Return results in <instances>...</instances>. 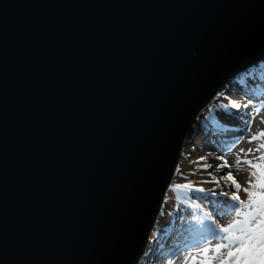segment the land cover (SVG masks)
Wrapping results in <instances>:
<instances>
[{
  "label": "water",
  "instance_id": "water-1",
  "mask_svg": "<svg viewBox=\"0 0 264 264\" xmlns=\"http://www.w3.org/2000/svg\"><path fill=\"white\" fill-rule=\"evenodd\" d=\"M264 62V0H0V264H139L199 113Z\"/></svg>",
  "mask_w": 264,
  "mask_h": 264
},
{
  "label": "bare ground",
  "instance_id": "bare-ground-1",
  "mask_svg": "<svg viewBox=\"0 0 264 264\" xmlns=\"http://www.w3.org/2000/svg\"><path fill=\"white\" fill-rule=\"evenodd\" d=\"M261 65L264 66V62ZM257 69H259V68L255 67V68H251L250 70H252V73H255L254 71H256ZM259 72H258V74H259ZM240 74H242V73H240ZM233 80L234 79H231L230 81H228L224 87L228 86V84L231 83V81H233ZM260 83L263 84L264 81H262ZM242 92H244L248 97H251L249 91H247L246 89L243 88ZM219 97H220V94L214 98L213 102L210 105H213V103H215ZM236 97L237 96L232 95L233 99H235ZM235 102L243 104V101H237L236 100ZM210 105L207 108H205L204 110H202L201 113H199L196 121L192 125L191 131L189 132L188 136L186 137V139L183 143V146L181 149V154L177 160V166L175 168L174 175L172 176V180H171V182H170V184H169V186H168V188L164 194L159 213H158V215L154 221V225L151 229V232L149 233L147 248L145 250L146 252H144L139 264H143L147 260V257L149 254H151V252H154L156 257H159V258L167 257V256L173 258V256L176 253H178L177 251L181 250V249H183V254H180V255L183 256L182 258L188 260L187 264H191V258L192 257H198L200 260H209V259L215 258L214 264H220V261L222 258H224V259L227 258L228 249L225 248L222 250V252L220 254H217L214 251L215 246L217 244V240L213 237V233L211 232V237H209L207 235V233H205L203 231L202 227H200V223L198 222L199 218L195 217L193 214L189 213L192 210L190 208H195V205H196V203L192 202L191 200H189L187 198V196H189L188 195L189 190L185 189V188H176L175 187V185L179 184V183H176L178 172L189 171L191 169L195 170V174L197 176L196 179H197L198 184L196 187H203L206 190H208V192H211L214 189L219 190L218 186L213 182L201 183V181H208L210 179V177H216V178L220 179L221 185L226 184L222 180L224 178V177H222V175L228 173L227 167L220 168V169L215 168V165L220 164V163L216 162L218 160L217 155H219L220 153L215 155L211 152L210 148H207L205 145H202V143H196V141H199L202 137L199 134H197V132L193 131L196 128V125L198 124V122H199L200 118L202 117V115L204 114V112L210 108ZM219 106H220V108L225 109V105H222L221 102L219 103ZM240 113H242V109H240L239 111L235 110V111H233V113L230 112L231 116H230V120H228V121L224 117H222L220 120V123H219L220 125H218L219 128L214 129V128L210 127L209 134L213 135V138L215 140L216 139L224 140V141L230 142V143L232 141H236V139L238 137H241L242 133L245 131V129H247V127L249 125V124L246 125L244 123V121H246V120H242L241 119L242 117L239 118ZM254 113H255L254 111H250L249 112L250 117H252L254 115ZM262 120L264 121V118ZM223 129H230L229 133L223 132L222 131ZM202 141H204V140H202ZM244 141H245V139H244ZM238 143L239 142H236V144H238ZM236 146L243 147L244 143H242V144L240 143L239 145H236ZM200 157H206V159L212 160V161L207 162L205 160H203V161L199 160L198 163H200V164L198 166H195V165L191 164L190 161H188V158H200ZM205 165H212L213 167L208 168L207 171H203L202 169ZM177 167H179V171H176ZM244 186H245L244 188H247L248 182L246 184H244ZM223 190L227 191L229 193V196H231V194L233 192L230 190L229 187H225ZM165 195L167 196V203L164 202ZM211 197H212L211 195H208L207 199H209ZM215 197L218 199L217 202H218L219 207L217 208V210L221 213V216H222L220 218L221 219L222 218L228 219L225 221H220V223H224V227H226L228 224L233 222L235 219L232 218L234 215L232 216V215H230L231 213L228 212L230 210L227 211L225 209L233 208L232 211L234 212V208L236 207V205L232 201H230L229 199H227L223 196H220V195L213 196V198H215ZM204 199L205 198H202L203 201H204ZM248 199L249 198H244L245 202H247ZM209 200H211V199H209ZM230 202H232V203H230ZM182 203L187 204L190 207V208H187L188 212L186 215H188V218H189V219L187 218V220H188L187 223H186L185 218H183L182 219L183 221L180 222V225H178L177 222H176V225L171 224L172 223V217H167V215L171 211L170 209L172 208V204L179 205V207H180L181 205H183ZM209 204H211V203H209ZM209 204H208V206H209ZM212 205L209 207L210 208H216L217 207V206L213 207ZM198 210L199 209H197V211ZM182 214H184V213H182ZM198 215H199V211H198ZM235 216H236V214H235ZM222 220H224V219H222ZM161 225H163V227L165 229L167 228V226L168 227L170 226V227L166 231L164 228L163 229L160 228ZM181 230H186L185 234L181 235V233H180ZM190 232L192 233V235H199L200 237L206 239V242H207L206 246H211L213 248V251L210 252L207 256H205L201 250L206 246L201 247V248H196V247L191 248L189 239L187 238ZM179 234H180V237H178V239H177L176 237ZM195 239L197 240V237ZM209 241L211 242L210 245H209ZM224 243H228V241H224ZM169 246H170V248H168ZM171 246H173V248ZM188 249H191V251H190V253L186 254L187 252H185L184 250L187 251ZM146 264H149V263H146Z\"/></svg>",
  "mask_w": 264,
  "mask_h": 264
},
{
  "label": "rangeland",
  "instance_id": "rangeland-1",
  "mask_svg": "<svg viewBox=\"0 0 264 264\" xmlns=\"http://www.w3.org/2000/svg\"><path fill=\"white\" fill-rule=\"evenodd\" d=\"M263 69V67L259 66V70ZM258 70V69H257ZM264 81V73L261 75V77H255L252 75V70L243 72L240 74L236 79L231 81V83L228 84V86L224 87L220 94V97L217 99L213 105L210 106L209 109H207L202 117L200 118L198 124L196 125V128L193 130L194 132H197L202 138L199 141H196V143H202V145H205L207 148L211 149V152L213 154H219L217 156H223L229 165H231V171L234 176V178L241 184L242 189L245 187L244 184H246L249 181L250 174L254 171L253 168L249 167L248 161H252V163H264V161H258V157L264 156V148H260V145H264V121L262 120L264 118V83H260ZM246 89L249 91L251 97H248L244 92H242V89ZM232 95L237 96L235 99L232 98ZM251 99V105H249L247 108L242 106V113H240L238 116L242 120H250V111H254V115L251 117L252 119L249 122V125L247 129L242 133L241 137H238L236 141L226 142L224 140H218L214 139L213 135L209 134L210 127L217 129L220 123V120L222 117H224L227 121L230 120V112L233 113L235 109L232 107L233 101H243V104H246L248 99ZM228 106L227 109L219 108V103ZM238 103V102H237ZM242 104V105H243ZM212 112L215 115V118H212V121L208 122L209 115H212ZM238 114V113H237ZM199 129V130H198ZM223 132H226L224 129ZM245 137V138H244ZM252 137H255V140H252ZM245 139V141H244ZM204 140V141H202ZM249 141H252L251 143ZM236 142H239L236 144ZM211 143V144H210ZM244 143L243 147L236 146L239 144ZM236 144V145H235ZM213 146V147H212ZM193 148V147H192ZM214 148V149H213ZM259 148V151H256V149ZM248 149H252V154L250 155L248 153ZM244 150V151H242ZM188 161H190L191 164L198 166L200 163H198L199 158H188ZM205 161L210 162L212 160L205 159ZM214 161V160H213ZM217 163H223L221 160H217ZM228 169V168H227ZM229 171V169H228ZM227 174H223L222 177H225ZM195 170L191 169L189 171H180L177 174V180L176 183L179 184H185V183H193L194 186H197V179H196ZM226 184H230V182L225 181L224 178L222 179ZM256 180L253 178V184H255ZM231 191H234V187H229ZM189 190V189H188ZM256 190V189H252ZM187 198L191 200L192 202L196 204H200L204 209H206V202L202 200V198L197 199L198 196H196V192L188 191ZM200 194V193H198ZM239 195L241 197V200L245 201L244 198H249L243 190L239 192ZM204 202V203H203ZM183 204V203H182ZM234 204L237 206L236 202ZM184 206L187 204H183ZM183 205L179 207V205L172 204L171 211L167 215V217H172V223L175 224L176 222L178 225H180V222H182L183 218H185L187 223L188 215L186 207L184 208ZM204 211V210H203ZM246 211V209H245ZM184 213V214H182ZM230 215H234L232 218L237 219L235 216V211L232 212ZM168 219V218H167ZM189 219V218H188ZM242 219V217H241ZM178 220V221H177ZM228 220V219H225ZM223 220V221H225ZM164 224V223H163ZM224 226V223H218L215 224L212 229H216V226ZM170 227V226H169ZM165 229L163 225H161V229H165L166 231L169 229ZM218 232V229H216ZM186 230H181L180 233L185 234ZM180 237V234L177 235V239ZM197 237V240L195 239ZM175 238V239H176ZM188 239L193 240L194 244H198L196 248L204 247V245L207 243L206 239L200 237L199 235L192 236V233L190 232ZM174 239V240H175ZM190 241V243H191ZM218 243H224V241H218ZM167 246V245H166ZM173 248V246H171ZM170 248V246L168 247ZM186 254L190 253L191 249H188ZM146 252V251H145ZM178 253H176L173 258L172 257H156L154 252H151V254L148 255L147 260L143 263H149V264H185L187 259L182 258L183 256L180 254H183V249L178 250Z\"/></svg>",
  "mask_w": 264,
  "mask_h": 264
},
{
  "label": "snow or ice",
  "instance_id": "snow-or-ice-1",
  "mask_svg": "<svg viewBox=\"0 0 264 264\" xmlns=\"http://www.w3.org/2000/svg\"><path fill=\"white\" fill-rule=\"evenodd\" d=\"M249 105H251L250 98L244 105L236 103L235 101L232 102V107L237 111H239L242 106L247 108ZM251 119L250 117V120ZM250 120H246L244 123L247 125ZM255 139V137H252V140ZM249 142L251 143L252 141ZM260 148H264V145H260ZM247 151L251 155L253 150L248 149ZM256 151H259V148H257ZM205 159L206 157L199 158L200 161ZM217 159L223 161V163L215 165L216 169L224 167L229 169L224 180L230 182V184L221 185L220 179L210 177L208 181H201V183L213 182L218 186L219 190L214 189L208 192V190L203 187H195L193 183L178 184L175 185V187L189 189L190 193H204L205 196L220 195L232 202H236L237 206L234 208V211L237 219L226 227L217 225L216 229H218V232L216 229L212 230L213 237L216 240L228 241V243H218L215 246L214 251L217 254H220L225 248L228 249L227 258H222L220 264H264V163H252V161H248L249 167L253 168L254 171L250 174L248 187L242 189L241 184L234 178L231 165L227 163V160L223 156H217ZM257 159L258 161H264V156L258 157ZM212 167V165H205L202 170L207 171L208 168ZM176 171H179V167H177ZM253 178L256 180L255 184H253ZM225 187H234L235 190L232 192L231 196H229L227 191L223 190ZM241 190L249 197L247 202L241 200L239 195ZM197 199H199V197H197ZM164 202L167 203L166 195ZM195 207L202 210L200 204H196ZM203 217L204 219L198 220L201 225L205 222H209L213 225L216 224L210 211L203 212ZM210 243L209 241V245ZM201 251L207 256L213 251V248L211 246H206ZM214 260L215 258L200 260L198 257H192L191 264H214ZM185 264H187V261Z\"/></svg>",
  "mask_w": 264,
  "mask_h": 264
},
{
  "label": "trees",
  "instance_id": "trees-1",
  "mask_svg": "<svg viewBox=\"0 0 264 264\" xmlns=\"http://www.w3.org/2000/svg\"><path fill=\"white\" fill-rule=\"evenodd\" d=\"M259 71H260L259 69L256 70L254 74L257 75V76H259V75H260V72H261V71H260V72H259ZM258 72H259V74H258ZM222 105H223V104H222Z\"/></svg>",
  "mask_w": 264,
  "mask_h": 264
}]
</instances>
